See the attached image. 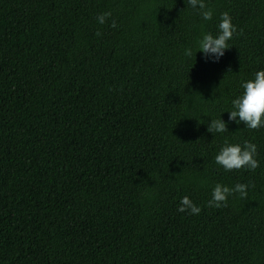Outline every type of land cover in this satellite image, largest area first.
I'll return each mask as SVG.
<instances>
[{"label":"trees","instance_id":"trees-1","mask_svg":"<svg viewBox=\"0 0 264 264\" xmlns=\"http://www.w3.org/2000/svg\"><path fill=\"white\" fill-rule=\"evenodd\" d=\"M204 3L0 0V264H264V125L228 113L264 69V0ZM246 140L257 168L216 163ZM217 183L245 195L209 205Z\"/></svg>","mask_w":264,"mask_h":264},{"label":"clouds","instance_id":"clouds-1","mask_svg":"<svg viewBox=\"0 0 264 264\" xmlns=\"http://www.w3.org/2000/svg\"><path fill=\"white\" fill-rule=\"evenodd\" d=\"M197 2L198 0H191L194 6ZM199 5L201 9H205L202 13L203 19L210 20L213 15L212 10L206 7L204 0H199ZM108 15L110 13H102L97 19L102 24ZM235 31L236 27L232 23L230 15L227 12L222 13L217 34L204 33L197 42L195 53L199 50L206 60L214 62L219 60L224 55L225 50L229 48L228 42ZM192 55L193 49H185L186 57L191 58ZM240 87L243 91L231 101V110L228 111L229 120H234L237 124L243 122L245 127L250 129L264 125V69L255 72L252 78L242 81ZM208 130L210 132H224L226 122L222 118L212 119L208 124ZM256 151V145L247 140L244 141L243 145L225 141L215 156V161L223 166L226 171L234 168L239 169L242 166L255 169L258 166ZM245 188L246 186L243 184H237L235 188H230L227 185L217 183L212 189V199L208 203L220 207L221 202L226 201L227 196L233 191L244 196ZM177 210L196 214L200 208L188 196H183Z\"/></svg>","mask_w":264,"mask_h":264}]
</instances>
